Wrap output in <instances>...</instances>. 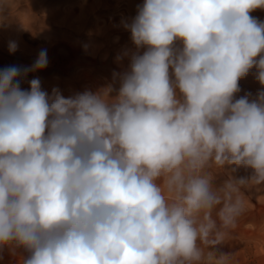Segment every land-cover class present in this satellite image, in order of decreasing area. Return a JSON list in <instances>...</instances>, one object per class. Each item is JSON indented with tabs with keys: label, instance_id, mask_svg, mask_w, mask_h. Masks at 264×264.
<instances>
[{
	"label": "clouds",
	"instance_id": "obj_1",
	"mask_svg": "<svg viewBox=\"0 0 264 264\" xmlns=\"http://www.w3.org/2000/svg\"><path fill=\"white\" fill-rule=\"evenodd\" d=\"M257 9L264 0H143L121 21L128 68L96 91L65 97L28 80L46 49L0 70V252L26 253L22 264H235L222 246L246 190L264 188ZM253 69L260 90L236 99Z\"/></svg>",
	"mask_w": 264,
	"mask_h": 264
},
{
	"label": "rangeland",
	"instance_id": "obj_2",
	"mask_svg": "<svg viewBox=\"0 0 264 264\" xmlns=\"http://www.w3.org/2000/svg\"><path fill=\"white\" fill-rule=\"evenodd\" d=\"M142 3L143 0H48L35 10H29L24 3L5 10L2 14L4 26L0 27V70L11 65L31 66L40 50L46 49L48 66L37 73H29L28 80L38 76L43 90L50 94L58 87L65 97L85 90L96 91L111 81V73L128 68L127 59L116 60L125 48L133 47L131 34L121 26V21L134 17L137 5ZM54 12L55 17L50 19ZM254 12L264 20V9ZM12 30L17 32L12 33ZM9 40L18 42L14 54L8 51ZM84 52L97 59L78 66ZM105 60L109 67L103 65ZM254 72L255 69L240 80L241 92L236 94V99L245 92L255 96L260 90ZM28 87L26 81L22 83V88ZM249 174L250 170L244 168L236 173L238 176ZM225 178V172L217 173L218 181ZM245 195L247 211L222 250L233 253L235 264H264V188L253 187L246 190ZM25 255L22 252L11 255L4 250L0 252V264H22Z\"/></svg>",
	"mask_w": 264,
	"mask_h": 264
},
{
	"label": "bare ground",
	"instance_id": "obj_3",
	"mask_svg": "<svg viewBox=\"0 0 264 264\" xmlns=\"http://www.w3.org/2000/svg\"><path fill=\"white\" fill-rule=\"evenodd\" d=\"M48 0H6V3H7V9L6 10H12V9H15L18 5H20V4H22V3H24L27 7H28V9L29 10H35L37 7H40V8H42L45 4H46V2H47ZM55 14H56V12H54L52 15H50L49 16V18L51 19V18H54L55 17ZM26 23V22H25ZM24 25H26V24H24ZM24 28V27H23ZM98 29V28H97ZM13 32L12 33H16L17 32V30H12ZM18 31H20V30H18ZM21 32V31H20ZM11 33V34H12ZM24 34H27V33H24ZM32 35V34H31ZM27 36H28V34H27ZM20 37V36H19ZM33 38V37H32ZM51 43V42H50ZM76 46V45H75ZM77 47H78V49L79 50H81L80 48H81V46L80 45H77ZM77 47H76V50H77ZM75 48V47H74ZM92 56H93V54H92ZM82 57V62L81 63H79L78 64V66H80V65H85L84 64V61L85 62H87L88 60H90V59H92V60H96L97 59V56H94L93 58H90V57H88V55H86L85 54V52L83 53V55L81 56ZM96 57V58H95ZM104 59V58H103ZM106 61V60H105ZM105 61H103V65H105V66H108L109 67V65L107 64V61L105 62ZM92 62V61H91ZM96 62V61H95ZM97 63V62H96ZM87 64H90V63H87ZM100 65V64H99ZM88 66V65H87ZM90 67H91V65H90ZM114 67V66H113ZM73 68V67H72ZM115 68V67H114ZM100 71H101V69H100ZM95 72H98V71H95ZM102 73V72H101ZM104 74V73H103ZM112 74L113 73H111L110 75H109V79H112ZM105 76V75H104ZM107 79V78H106Z\"/></svg>",
	"mask_w": 264,
	"mask_h": 264
},
{
	"label": "built area",
	"instance_id": "obj_4",
	"mask_svg": "<svg viewBox=\"0 0 264 264\" xmlns=\"http://www.w3.org/2000/svg\"><path fill=\"white\" fill-rule=\"evenodd\" d=\"M250 15H252L253 17H256V18H258L259 20H263L262 19V17L261 16H259L256 12H252V13H250Z\"/></svg>",
	"mask_w": 264,
	"mask_h": 264
}]
</instances>
